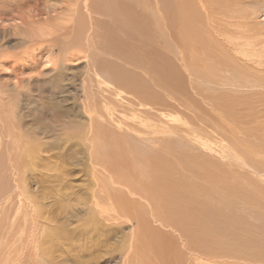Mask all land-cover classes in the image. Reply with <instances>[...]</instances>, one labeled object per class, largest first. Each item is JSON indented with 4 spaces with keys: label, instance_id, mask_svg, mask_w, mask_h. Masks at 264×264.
<instances>
[{
    "label": "rangeland",
    "instance_id": "1",
    "mask_svg": "<svg viewBox=\"0 0 264 264\" xmlns=\"http://www.w3.org/2000/svg\"><path fill=\"white\" fill-rule=\"evenodd\" d=\"M7 1L13 9L21 5L20 0ZM175 1L149 0V5L170 20L172 9H177ZM28 2L33 5L32 0ZM44 2L38 0L36 6L41 8ZM91 5L94 48L81 41L80 54L62 57L59 62L64 64L45 65L36 71L28 68V73L16 65L28 75L20 76L19 84L0 81V264H122L125 258L127 264H135L134 259L136 264H264V97L260 99L259 92L248 94L253 90L247 86L250 79L241 74L239 81L224 85L229 88H212L213 84L204 81L207 50L198 44L192 52L187 22L184 26L176 22L171 32L167 18L164 23L158 17L143 20L138 0H91ZM78 18L84 20V11ZM11 35L10 44L7 38L0 39V43L6 41L4 45L12 44L1 48L0 54L7 50L19 54L26 49L16 33ZM53 49L59 52L58 47ZM84 55H90L86 58L90 57L111 86L87 80ZM195 62L201 75L192 71ZM8 66L5 63L0 68ZM228 70L223 67L213 73L236 77ZM231 83L247 92L240 91L237 97L239 90L234 91L237 89ZM113 87L119 89V95H113ZM220 88L229 91L223 94ZM161 94L171 97L165 109L160 106ZM86 102L101 119L110 120L100 127L102 141L109 146L103 147L105 153L99 149L103 154H96L99 164L88 142ZM178 122L183 125L177 126ZM168 125L189 134L180 139L171 137L166 144V136L159 134ZM187 125L193 126L194 133L190 134ZM108 132L110 136L105 138ZM149 137L151 164L138 167L137 158L140 161L144 156L142 147L146 148L144 141ZM196 139L203 143L200 147ZM135 142L140 147H134ZM231 151L247 165L232 160L228 156ZM179 159L182 162L178 163ZM100 162H106L114 173V165L116 172H124L134 192L144 201V195L153 196L157 209L153 210L156 202L152 201L150 212L143 199L128 195L126 186L112 184L106 176L99 182L105 175L95 167ZM128 166L134 172L124 171ZM170 166L184 169L180 171L183 184L196 185L198 205L192 198L179 199L182 188L161 194L159 182L164 176L163 184L167 183L165 174H170ZM140 171H144L141 183L151 179L149 184L139 183ZM132 172L136 175L130 178L126 173ZM133 230H137L136 241ZM131 247L134 251L128 253Z\"/></svg>",
    "mask_w": 264,
    "mask_h": 264
},
{
    "label": "bare ground",
    "instance_id": "2",
    "mask_svg": "<svg viewBox=\"0 0 264 264\" xmlns=\"http://www.w3.org/2000/svg\"><path fill=\"white\" fill-rule=\"evenodd\" d=\"M28 1L29 0H20L21 5H17L16 8L13 9V7H11L10 4L5 3V0H0V39L6 40L4 38H7V43L9 42V44H10V39H8V36L11 35V33H16L17 37H18L19 44L20 45L21 44L27 45L26 49L22 50V52H20L19 54H16L14 52L10 53L8 50H7V52L0 54V66L2 65V67H3V64H5V63H7L9 65L6 68H3V69L0 68V81H5L6 82L5 85H8L7 82H9L11 80L13 82L19 84L21 81L20 76L27 74L29 72V69H33L34 71H36L38 68H41L42 66L45 67V65L46 66H48V65L52 66L53 65V67H54V65H57L58 63H63L61 61L59 62V60L62 57L64 58V56H66V59L69 56L76 58L77 57L76 55L79 53L78 52L79 47H81V45H79V43L81 41H83V42H81V44L86 42L88 44H91L92 46L95 45L92 43L93 33L90 31V28L92 27V24H93L92 22H93V17H94L92 14L93 10H92V5H91V0H44L45 2L43 3L41 8L40 7L38 8L36 6V2L38 0H32L33 5L27 4V3H29ZM138 2L140 5L139 9H141L140 15H141V18L143 20L148 19V17H150L152 20H156L159 18L160 20H163V22H160V23H164V21H166V18H167L168 25H170V27H171V29H170L171 32L173 29H175L174 26H176L175 25L176 22H178L177 24L180 23V26L187 22V25H188V41L190 42V46H191V44H194V46H191V49L193 50L192 52H194L197 49L198 44L204 46V51L207 50V52L203 58V64L204 65L202 68V73H205V72L206 73L203 74L202 77H203V80L206 81L208 84L214 85V86L211 85L212 88H215L216 87L215 85H217V87H220V85H221V87H222L224 85L229 84V82H231V81L232 82L239 81V79L242 76H244V77H242L243 79H245V78L250 79V80H248L250 82H248L249 85H247V86L249 88H253L252 91H248V94H255V93L259 92L261 94L260 99H263V97H264V0H210V2H208V1L205 2L204 0H199L198 1L199 3H197L198 5H194L193 1H191V0H176L174 3V7L177 9L176 10L172 9L171 15H170V20L167 17V15H166V17H163L162 11H160L159 9H157L155 7H152L153 8L152 9L151 5H149L150 4L149 0H138ZM15 4H16V2H15ZM40 4H42V3H40ZM79 5L81 7V10L84 11V20L81 18H78L79 13L81 12V10L78 9ZM56 8H59L58 11L60 9L61 10L59 12L58 11L55 12ZM215 8H217V11H214ZM156 11H157V13H156ZM166 13H167V11H166ZM185 20H187V21H185ZM165 24H167V23H165ZM150 26L152 28V25H150ZM153 26L158 27V26H156V23H154ZM165 28L167 29V26ZM161 29H162V27H161ZM83 30H84V32H83ZM162 30H164V29H162ZM85 31H86V35L84 34ZM149 31H150V29H149ZM181 31H180V33L182 34ZM150 32H152V31H150ZM146 33L148 34V31H146L145 34ZM223 35H226L227 39L224 38ZM66 40L68 42H66ZM103 41H105V40H103ZM4 42H6V41H4ZM4 42L0 43V49L1 48H3V50L8 49V46L12 45V44L11 45H8V44L4 45ZM86 43H85V45L87 46ZM54 47L55 48L58 47L59 52L54 50L53 49ZM120 47H121V45H120ZM93 48H94V46H93ZM93 48H92V50L96 52V50H94ZM99 49H97V51ZM108 50L109 49H107L105 51H108ZM99 51H101V49ZM98 52H97V54H98ZM192 55H194V54L191 53V56ZM86 56L88 57L90 55H84L83 57L86 58ZM94 56L95 55H92V58ZM78 57H79V55H78ZM74 58H73V60H74ZM69 59L72 60V58H69ZM86 59L87 60H85V61L87 63V67H88V69H87V80H89V82L95 81L96 82L95 84L99 83L101 85L104 84L106 86H111V84H110L111 82L109 83V80L107 81L106 78H103V76L99 74V69H96L95 64L92 63L93 61L91 62L90 57L86 58ZM93 59H96V57ZM13 61H14V63H13ZM98 62H99V60H98ZM20 63H21V65H20ZM16 65H19L21 68H23V69L25 68L26 70L28 68L29 69L27 70V73L25 72V70L22 71L19 69L20 71H18L19 66L16 67ZM223 67H224V70L225 69L228 70V68H230L231 71L234 72L232 74H237L236 77L232 78L229 75L224 76L225 73L220 74V75H216L213 73V72H219L220 69H222ZM6 69H8V70L10 69L9 72H7ZM192 71L194 72V74H197V75L202 74V73L200 74L198 62H195L194 68H192ZM89 72H91V74H92L91 77L89 75L90 74ZM47 73H48V71H47ZM38 74H41V73L39 72ZM238 74H241L242 76H239ZM240 81L243 82V80H240ZM231 85H232V83H231ZM18 86H16V87H18ZM191 87H193V86L191 85ZM235 87L236 86L234 85V89H237ZM259 87L262 89H260V91H257V90L255 91V89H257ZM116 88L117 87H113L114 92H115V93H113L114 96L119 95V89L117 88L118 90L115 91ZM224 88H229V87L224 86ZM224 88H223V90H221V88H220V91L223 92V94H225V92L229 91V90H224ZM238 90H239V88L237 90H234V91H238ZM240 91L241 92H247V91H243L241 89L236 93L237 97L238 96L240 97ZM5 93H6V91H5ZM167 98H171V97L168 96ZM167 98H165V96L162 94L160 95V101H161L160 106L164 107V109H165V107H169L171 104L170 100H168ZM8 100H9V97H8ZM85 104H86L85 108H86L87 113L90 117V123H89L88 130L86 129L88 131V133L91 134L88 142H89L90 149L92 150V152H93V150L96 152V153L94 152L95 154H93V153H91V154H93V156L95 155V157H96L97 156L96 154H98L103 149L104 146L106 148L109 146V145H107L108 142L105 143L102 141L103 137L101 138L100 133H99L100 129H102L100 127L101 126L104 127L103 123L108 122L109 119H105V118H104L105 120L101 119L102 118L101 114L100 115H99V113L97 114L95 112L96 111L95 108H90L89 103H87V102ZM102 105L108 111V109H109L108 105L105 104V102ZM153 106H155V105H153ZM164 109H161V110H163V112H164ZM157 110L159 111V106L157 107ZM165 116H167V114ZM178 120H180V119H178ZM109 123H106V126L107 125L109 126ZM178 124L179 125H177V126H179V127H180V125H183V123L181 124V122H178ZM110 125H112V124H110ZM177 126L168 125V126L162 127V130H161L159 135H161V136L163 135L162 138L164 137V135L166 136V137H164L165 139H167L166 144H170L169 138H171V137H175V138L177 137L180 139V137L184 138V137H186V134H189V133H187V130H185L183 128L178 130ZM188 129L190 130V134L194 133L193 126L192 127L188 126ZM110 130H112V128ZM113 132H115V129L113 130ZM118 132H120V131H118ZM111 133H112V131H111ZM156 133H158V132H156ZM106 134H107L106 135L107 137H105V138H109V136H110L109 132ZM108 134H109V136H108ZM121 135H122V133H121ZM87 136H85V137H87ZM139 136H141V135H139ZM114 137L112 138L113 140H114ZM117 137H115V138H117ZM121 137H123V135ZM121 137H119V138H121ZM128 140H127V142H129ZM160 140H161V138H160ZM150 141H151L150 137H149V139L147 138L144 141L147 145H145L146 148L142 147V149H144V153H143L144 156L140 155L141 160L139 161V158L136 157L137 162L136 161L135 162H136V164H138L137 165L138 167L142 166V165L144 166L145 163L151 164L150 163V157L147 155V153H149V151H147V150H148V148H150V144H149ZM193 141H194V139H193ZM196 142H197V144H199V147L203 144L201 141H199L197 139H196ZM191 143L194 146V142L191 141ZM134 144L136 145V146L133 145L134 147H136V148L140 147V143L137 144L135 142ZM153 144H151V145H153ZM109 148H108V150H109ZM99 149H101V150H99ZM132 149L134 151V148H132ZM126 151H127V149H126ZM207 151L210 152L209 150H207ZM102 152L105 153L103 150H102ZM117 152H119V151H117ZM142 152L139 153L137 151V153H139V154H142ZM154 152L155 151H153V150L150 152L151 156L155 155ZM101 153H99V154H101ZM113 153H114V151H113ZM121 153H123V152H121ZM127 155H128V153H127ZM132 155H133V153H132ZM236 155L233 154L232 151H231V154H228V156L232 160L237 161L239 164L243 163V165H247L245 163V161L242 160L241 157L239 158ZM96 158H97V160L96 159L95 160L97 162L98 157H96ZM181 159H179L177 162L178 163H179V161L182 162ZM134 160H136V159H134ZM108 161H109V159L107 160V162ZM101 163H102V165H101ZM97 164H99V163L97 162ZM104 164H103V162H100V165H95V167L99 166V168H101V170L105 172V175L103 174L101 176V180L100 181L98 180L99 182L104 181L105 176H106V179H109L112 184L118 183V185H121L123 187L126 186V188H124V189H125V191H127L126 193H128V195H131L133 197L135 195H137L139 199H141V200L143 199L138 193L134 192L132 184H130L126 180V178L124 177V176H126V175H124L125 174L124 172H123L124 174L123 173L121 174V172L119 171V173L121 174L120 175L118 172H116L117 167L114 165V167L116 168L115 173H117V174H115L114 171H111L109 169L110 167L108 168ZM175 165H177V164L175 163ZM180 165H177V166H180ZM129 167L130 166H128V169H127V167H125L127 170H125V168H124V171H128ZM174 167H176V166H174ZM174 167L172 168V166H170V168H172L170 170V174H168V173L165 174V176H166L165 179H167V183L163 184L164 176H163L162 180H160V182L158 180L159 184H161V194L164 195V190L170 193V192L177 191V188H179V189L182 188V190L184 192L179 194V196L181 197L179 199L181 201H183V200L187 201L189 198H192V200L195 201V204H197L198 200L196 199L197 196L195 195V192H194L196 185L193 187L192 184H190V185L183 184V182H182L183 179H181V178H182V175L184 176V174H182V172H180V171L184 170V169H181L179 171L176 168L174 169ZM111 168H113V167L111 166ZM120 168L123 169L122 167H119V169ZM135 168H137V167H135ZM146 168H148V167H146ZM130 169H132V168H130ZM139 169H141V168H139ZM132 170H129V171H132ZM220 170L223 171L222 169H220ZM146 171H147V169H146ZM160 171L164 173V171H162L161 169H160ZM160 171H159V173H160ZM133 172H134V170H133ZM133 172H132V174L131 173L130 174L126 173V174L131 178V175H136L137 173H139L137 171L136 174L135 173L133 174ZM143 172L140 171V174L138 176V180H141L139 183L141 185L149 184L150 180H151L150 178H149L150 180L148 179L149 181L147 183L145 181H143L145 183H141L142 182L141 177L142 178L144 177ZM160 176L162 177V175H160ZM223 179H225V178H223ZM136 180H137V178L133 179V182H136ZM172 180L176 181V182H171ZM138 185H137V187H138ZM164 185H168L169 188L164 189L163 188ZM101 187L102 186H100L99 188H101ZM104 187H106V183H105ZM156 188H158V187H156ZM156 188H155V193H156ZM141 189H143V187ZM100 190H102V189H100ZM98 192H100V191H98ZM151 194H153V193H151ZM156 194H155V196H158V194L157 195ZM144 196L146 197V200L144 201V199H143V201H144V203L147 204L148 210L150 212H153L152 207L154 206L150 202H152V201L156 202V204H155L156 206H154V209H153L155 211V207L157 209V201L155 200V198H152L153 196L151 197L149 194H146ZM159 198H160V196L157 199H159ZM162 200H161V202H162ZM189 207H190V205H189ZM147 211H144V212L148 213ZM158 211H160V210H158ZM153 215H155V214H153ZM157 216H156V219H157ZM127 219L130 220L129 217ZM183 220H182V222H183ZM179 226H181V225H179ZM137 228L139 229V227H137ZM135 231H137V230H135ZM135 231L134 230L132 231V237H133L132 239H134L136 241V237H135L136 232ZM132 250L133 249L131 247L128 253H130ZM154 251H155V249H154ZM155 255H157L156 252H155ZM145 257H147V256H145ZM261 257H262V255H261ZM127 259H130V258L128 257ZM133 261L136 264L137 261L135 262V259ZM122 264H127L126 258L122 262Z\"/></svg>",
    "mask_w": 264,
    "mask_h": 264
}]
</instances>
